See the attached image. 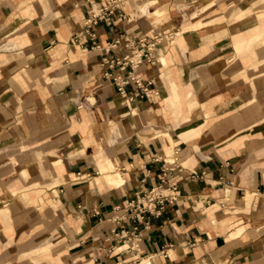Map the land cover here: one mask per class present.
Wrapping results in <instances>:
<instances>
[{"label":"crops","instance_id":"0c3cea01","mask_svg":"<svg viewBox=\"0 0 264 264\" xmlns=\"http://www.w3.org/2000/svg\"><path fill=\"white\" fill-rule=\"evenodd\" d=\"M108 1L0 0V264H264V0Z\"/></svg>","mask_w":264,"mask_h":264},{"label":"built area","instance_id":"2783aa9c","mask_svg":"<svg viewBox=\"0 0 264 264\" xmlns=\"http://www.w3.org/2000/svg\"><path fill=\"white\" fill-rule=\"evenodd\" d=\"M125 2L126 0H109L108 3L103 4L92 3L89 9L88 17L85 18L84 26L74 34L75 39H79L80 36L90 34L89 32H91L92 26L102 19L108 23H113L115 21L116 9L121 7ZM120 13L125 15L122 11ZM93 35L94 32H91L88 36L93 37ZM142 54L143 53H141V55ZM132 77L135 76L132 75ZM127 81H129L128 78L124 80V83ZM164 181L165 179L163 178L162 182L145 190L141 196H138L137 200L133 199L129 201V203L125 206L127 207L126 211L120 216L117 215V217H128L131 216L132 213L139 216L140 214H143L144 210H152L153 206H163L166 200L174 201L177 199L176 192L167 191L168 189H177V186L175 184L165 185ZM160 207L155 208L154 212L159 213L161 211Z\"/></svg>","mask_w":264,"mask_h":264},{"label":"bare ground","instance_id":"6f19581e","mask_svg":"<svg viewBox=\"0 0 264 264\" xmlns=\"http://www.w3.org/2000/svg\"><path fill=\"white\" fill-rule=\"evenodd\" d=\"M149 4L155 3V0H146ZM166 11V10H165ZM164 12V11H163ZM159 13V12H158ZM164 58V56H163ZM5 60V59H4ZM193 121V118H192ZM191 121V122H192ZM186 135V134H185ZM188 136V134H187ZM170 147V146H169ZM84 149V148H82ZM102 150V149H101ZM38 156V155H37ZM106 158V157H105ZM102 161V160H101ZM114 161L111 160V158L108 157V162L105 164L101 165V169L103 171V176L98 177L99 180L105 179L109 182H115L118 183L120 181H122L123 177L121 174V171L119 170V168L116 167V165L113 163ZM36 164V163H35ZM97 178V177H96ZM61 181V180H58ZM57 191V190H56ZM255 193V192H254ZM42 247V246H41ZM44 247V246H43ZM42 247V248H43ZM46 247V246H45ZM48 248V247H47ZM37 250H41L40 248H37ZM28 255V254H27ZM141 264H150V259L147 257H144L142 259V263Z\"/></svg>","mask_w":264,"mask_h":264},{"label":"rangeland","instance_id":"374dc122","mask_svg":"<svg viewBox=\"0 0 264 264\" xmlns=\"http://www.w3.org/2000/svg\"><path fill=\"white\" fill-rule=\"evenodd\" d=\"M138 7H139V8H142V9L145 10V11H148L147 8H145L144 6H143V7H142V6H139V4H138Z\"/></svg>","mask_w":264,"mask_h":264}]
</instances>
